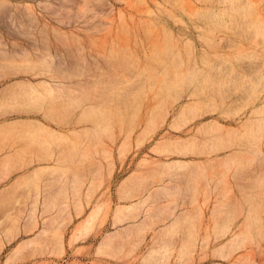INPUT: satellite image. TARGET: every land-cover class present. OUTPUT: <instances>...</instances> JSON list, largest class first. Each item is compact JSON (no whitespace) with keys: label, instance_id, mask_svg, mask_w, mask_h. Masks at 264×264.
Listing matches in <instances>:
<instances>
[{"label":"rangeland","instance_id":"rangeland-1","mask_svg":"<svg viewBox=\"0 0 264 264\" xmlns=\"http://www.w3.org/2000/svg\"><path fill=\"white\" fill-rule=\"evenodd\" d=\"M233 1L260 35L228 0H0V264H264V0ZM202 13L221 15L207 64ZM100 111L122 119L80 121Z\"/></svg>","mask_w":264,"mask_h":264},{"label":"bare ground","instance_id":"bare-ground-1","mask_svg":"<svg viewBox=\"0 0 264 264\" xmlns=\"http://www.w3.org/2000/svg\"><path fill=\"white\" fill-rule=\"evenodd\" d=\"M233 0H228V2L230 3V6L227 10L228 12V16L231 18H235L236 16L239 17V15L244 17V20H246L250 26L251 29H253V32L256 35H260L261 31L263 30V24L260 23L259 21H256L254 19H251L250 13L248 12L247 7H240V5L234 4L232 2ZM237 0H235L236 2ZM218 17H221V15H212V13H202L201 14V18L203 20V26H199L198 28L201 30V35H202V40L204 42L205 45V49L203 47V52L205 53V58H203V62L205 64H207V58H209V56H211V52H209V49L214 47V38L216 33L220 30V21L217 20ZM188 48L186 49L187 53L193 54L194 53V47L191 44L187 45ZM196 78V76H195ZM183 80V81H182ZM187 78H180L178 79L177 83L179 82H183L186 83ZM203 81L204 82H209V79L207 78V76H203ZM202 83V82H201ZM46 84V83H45ZM202 89H204V86L202 87ZM258 106L256 107V115L258 114L259 117H257L256 119V123H255V127L253 128V134L252 136H254V143L256 144V155L257 158L259 159V164L262 167V169H259L257 178L258 180H256L257 184H256V188L257 189H262L263 193H264V117H261V114L264 113V100L262 105H259L258 101H257ZM55 111L53 109L47 110L45 112V119L51 120V122H53L54 124L58 122L59 123H69L67 122L68 120L65 118H58L56 114H54ZM184 114V111H182L180 113V115ZM116 118H120L122 119V116L119 117H115V115H110L108 113H105L103 111H100L96 114H93L92 112L90 113H84L83 116L81 117L80 121H89L92 123V125L96 128H104L106 130H110L113 128V124L114 121L120 120V119H116ZM27 122H24V128H25V132L33 137L36 138V136H38L39 134H43V133H50L54 136H59L60 135H64L61 131L57 130V128L51 126L50 123H47L48 121H41V120H34V119H28L26 120ZM123 121V120H122ZM213 121L215 124H218V121L216 120H211ZM79 122V121H78ZM75 131V130H73ZM72 131V132H73ZM248 144L247 140L245 137L241 138H236V139H231V140H226L223 141L220 144H217L215 146V148L213 149L215 153H220L221 151H226L232 147H246V145ZM173 146L171 143L166 144L165 147L163 148L162 151L164 152H168L170 150V147ZM186 147L181 146L180 148H178V152L179 153H185ZM228 155V154H227ZM235 155V153H234ZM233 156V154H229L226 158H231ZM178 163V162H177ZM48 169L45 165L38 167L37 169H35L32 173L33 175L31 177L33 178H38L40 177V175L46 170ZM169 188L167 187H162L161 191L164 192L168 190ZM247 196V195H246ZM244 194V198L246 197ZM45 200L42 202V204L45 206ZM243 205V203H242ZM245 211V205L244 206H240V210L239 212H243ZM97 214L93 213L91 216H89V218L86 221V225L88 226L89 224H91L94 219H96ZM234 217L231 216V218ZM176 221L178 222L179 219L177 218ZM175 221V223H176ZM89 227V226H88ZM229 231H227L225 233V235L228 233ZM244 234V233H242ZM242 234H240L239 236H237L238 241H241L242 243H244V241H246V237L243 239L242 238ZM224 235V234H223ZM184 244V243H183ZM186 245V244H185ZM182 251L186 248H181ZM184 250V251H185ZM223 258H227V256H223Z\"/></svg>","mask_w":264,"mask_h":264},{"label":"crops","instance_id":"crops-1","mask_svg":"<svg viewBox=\"0 0 264 264\" xmlns=\"http://www.w3.org/2000/svg\"><path fill=\"white\" fill-rule=\"evenodd\" d=\"M125 264H140V261H137V262H131V263H125Z\"/></svg>","mask_w":264,"mask_h":264}]
</instances>
